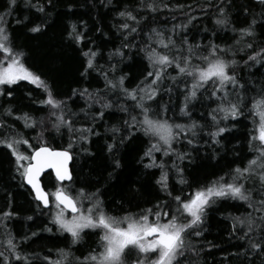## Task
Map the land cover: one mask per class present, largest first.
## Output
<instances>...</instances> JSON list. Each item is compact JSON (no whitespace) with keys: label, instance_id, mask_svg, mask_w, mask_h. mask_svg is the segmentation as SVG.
<instances>
[{"label":"trees","instance_id":"obj_1","mask_svg":"<svg viewBox=\"0 0 264 264\" xmlns=\"http://www.w3.org/2000/svg\"><path fill=\"white\" fill-rule=\"evenodd\" d=\"M9 57L29 78L0 95V264H113L100 228L55 222L61 190L109 222L177 217L172 264H264V1L0 0ZM44 146L73 159L69 183L44 176L48 209L24 183ZM222 185L241 194L189 224L184 206Z\"/></svg>","mask_w":264,"mask_h":264},{"label":"rangeland","instance_id":"obj_2","mask_svg":"<svg viewBox=\"0 0 264 264\" xmlns=\"http://www.w3.org/2000/svg\"><path fill=\"white\" fill-rule=\"evenodd\" d=\"M8 59V62L4 59V62L0 63V95L4 86L13 85L29 78V72L19 60L14 57ZM217 69L218 71L216 69L213 71V75L218 74L217 76H219L223 72V68L219 66ZM166 130L164 134L168 131L171 132V129ZM258 136L264 144V124L260 127ZM230 193L241 194L238 187L223 185L196 194L184 206V213L187 220L189 219V224H191L190 219H199L202 210L210 199L226 196ZM95 208L93 206L87 208L78 206L76 214H69L56 203L52 215L61 230L74 237H78L86 230L100 228L103 238L100 260L120 264L123 254L127 250H134L137 253L140 252L141 255V259L135 264H172L174 262L184 230V223L177 220V217L175 220L168 222L151 221L149 219L140 221L124 220L123 222L110 220L109 222L108 218L97 212ZM152 231H157L159 234L150 238ZM93 261L96 264L98 260Z\"/></svg>","mask_w":264,"mask_h":264},{"label":"water","instance_id":"obj_3","mask_svg":"<svg viewBox=\"0 0 264 264\" xmlns=\"http://www.w3.org/2000/svg\"><path fill=\"white\" fill-rule=\"evenodd\" d=\"M71 164L72 155L65 149H53L44 146L33 152L30 163L26 167L24 183L30 189L35 199L45 209L50 207V197L44 189V176L48 172H52L58 183H69L72 179ZM56 202L70 214H76L78 212V207L74 199L63 191L56 194ZM158 234L159 232L153 231L150 233V238Z\"/></svg>","mask_w":264,"mask_h":264},{"label":"bare ground","instance_id":"obj_4","mask_svg":"<svg viewBox=\"0 0 264 264\" xmlns=\"http://www.w3.org/2000/svg\"><path fill=\"white\" fill-rule=\"evenodd\" d=\"M72 161H73V159H72ZM30 163V162H29ZM72 165V164H71ZM49 173H51L53 176H54V174L52 173V172H48L47 174H49ZM37 201V200H36ZM38 202V201H37ZM40 203V202H39ZM41 204V203H40ZM42 205V204H41Z\"/></svg>","mask_w":264,"mask_h":264}]
</instances>
